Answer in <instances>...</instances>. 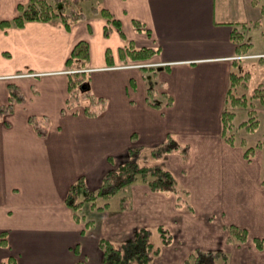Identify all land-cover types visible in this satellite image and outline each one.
I'll return each mask as SVG.
<instances>
[{
	"label": "crops",
	"instance_id": "obj_1",
	"mask_svg": "<svg viewBox=\"0 0 264 264\" xmlns=\"http://www.w3.org/2000/svg\"><path fill=\"white\" fill-rule=\"evenodd\" d=\"M28 1L0 0V20L13 19ZM98 3L129 31L113 28L106 36L107 20L89 6L87 18L69 29L59 20L0 28V264H102V239L121 243L160 226L173 238L154 264H185L198 249L221 252L222 264H264V248L254 243L264 239V152L246 159L241 142L225 141L221 120L231 73L264 54V0ZM235 31L250 45L245 54ZM81 40L90 47L83 71L99 100L94 111L69 106L74 70L66 61ZM130 41L159 51L125 63ZM258 112L249 142L264 140V110ZM169 136L189 148L187 160L177 150L154 163L175 175L187 205L139 179L119 193L118 206L87 203L76 220L66 204L73 183L83 178L94 191L130 149H152ZM231 226L246 229L249 239L233 240Z\"/></svg>",
	"mask_w": 264,
	"mask_h": 264
},
{
	"label": "trees",
	"instance_id": "obj_2",
	"mask_svg": "<svg viewBox=\"0 0 264 264\" xmlns=\"http://www.w3.org/2000/svg\"><path fill=\"white\" fill-rule=\"evenodd\" d=\"M94 0H29L25 4L18 6L17 15L12 20L0 21V27L6 30L12 26L23 28L29 22H49L52 20L61 21L65 28L69 29L74 23L87 18V6L91 12L100 14L107 20L104 33L109 36L116 28L123 35L122 25L119 19L113 17L110 11L102 6L93 3ZM264 7V6H263ZM138 30L144 29L143 24L134 21ZM233 40L237 44L239 55L247 53L249 43L244 41V36L240 32L233 34ZM244 48V49H243ZM247 48V49H246ZM159 50L152 47H136L132 41L124 47L125 63L146 61L157 54ZM109 57V56H108ZM90 58V47L87 41H79L72 49L66 64L74 72L69 73V106L73 105L72 99L78 92L90 93L89 74L83 71ZM244 75V74H243ZM242 73H231L230 88L227 93L226 106L222 113V135L230 144L235 141L234 118L235 110L241 106H250L249 117L241 122L240 126H245L248 130H254L259 124L257 108H264V82L252 88L247 95H236V90L241 86L243 80ZM153 84L149 83V95H152ZM171 102L168 97L167 103ZM153 106H158L157 101H150ZM89 110V106L86 105ZM39 132L43 126L36 119H31ZM41 130V131H40ZM264 144V143H263ZM245 149L244 155L250 160L257 148ZM183 154L187 160L189 148L181 146L172 136H169L162 144L152 149L132 148L128 152L127 160L113 167L103 178L101 185L94 191L88 189L83 178L72 184L66 198V204L75 213L77 221L83 216L80 214L85 204H90L98 210H103L109 205V200L120 192L124 191L139 179L146 183L153 191L172 192L177 195L180 204L187 205V191L180 189L175 175L163 165L154 163L165 155L174 151ZM264 183V182H263ZM97 198L105 199L101 205L97 204ZM123 207H127L123 200ZM159 233L161 244L153 243L154 233ZM2 241H5V233H2ZM230 235L233 240L246 242L249 239L248 231L238 226L230 227ZM170 231L160 226L156 231L149 228L139 229L133 238L121 243H114L109 239H102L100 247L103 251L102 264H154L155 257L159 254L161 246L167 245L172 240ZM254 243L258 249L264 248V239L255 238ZM225 256L219 251L196 250L185 264H218Z\"/></svg>",
	"mask_w": 264,
	"mask_h": 264
},
{
	"label": "rangeland",
	"instance_id": "obj_3",
	"mask_svg": "<svg viewBox=\"0 0 264 264\" xmlns=\"http://www.w3.org/2000/svg\"><path fill=\"white\" fill-rule=\"evenodd\" d=\"M93 3L96 4V5H99L98 0H94ZM17 12H18V8H17ZM0 21H2V20H0ZM13 27L14 26H12L10 28H13ZM122 30L126 34V32L129 31L128 30V26L125 24L123 26ZM95 52H97V51H95ZM132 63L135 64V63H138V62H132ZM138 66H140V64H138ZM243 66H245L247 70L243 71L242 75L243 74L244 75H243V80L241 81L242 84L236 90V93H237L236 95H238V96H240L241 94H244V93H245V95H247V93L251 92L252 88H254L259 83L264 82V56L263 55H260L259 57L255 58V59H247L245 61V63L243 64ZM240 68H241V66H240ZM240 68H238V69H240ZM235 72L236 73H240V72H238V70H235ZM261 76H262V78H260ZM256 81H258V83L255 85ZM72 101H73V105L76 104L75 106H77V104H86V105L89 106V110H92V111L97 110L99 108V100L96 99L94 97V95L91 94V92L90 93L78 92L76 94V96H74ZM250 109H251V107L246 105V106L238 107L235 110V118H234V128H235V133H236L235 141L241 142L242 145L245 146L244 149H247L249 147H256V145L258 143H260L261 147L257 148L255 150V153L253 154V157H252V158H254L255 156H257L259 151L264 152V144H263L264 140L263 141H255V142H251L250 141L249 142V138H251L255 134V132L257 131L258 126L254 130H248L245 126H240L241 122H243V121L248 119ZM259 109H263L264 110V108H262L261 106H259L257 108V111ZM119 197H120L119 194L115 195L113 198H111L109 200L110 203L113 206H118V204L120 203ZM96 201H97V204H100V203H104L105 199L97 198ZM158 238H159V233L155 232L153 234V237H152L153 243L156 244ZM9 259L10 258L5 259V264H9ZM218 264H222V261H219Z\"/></svg>",
	"mask_w": 264,
	"mask_h": 264
},
{
	"label": "built area",
	"instance_id": "obj_4",
	"mask_svg": "<svg viewBox=\"0 0 264 264\" xmlns=\"http://www.w3.org/2000/svg\"><path fill=\"white\" fill-rule=\"evenodd\" d=\"M263 56H264V54H263Z\"/></svg>",
	"mask_w": 264,
	"mask_h": 264
}]
</instances>
